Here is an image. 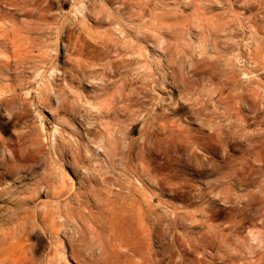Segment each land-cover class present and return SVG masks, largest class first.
<instances>
[{
    "label": "rangeland",
    "instance_id": "rangeland-1",
    "mask_svg": "<svg viewBox=\"0 0 264 264\" xmlns=\"http://www.w3.org/2000/svg\"><path fill=\"white\" fill-rule=\"evenodd\" d=\"M80 1L52 0L51 8L45 12L47 15L44 18L40 17L39 12L33 13L32 16L21 12L15 15V21L20 24L19 29L15 28L18 29L17 39L21 38L18 41L22 43L19 42L23 49L19 59L27 62L28 69L24 73L30 81L26 89L18 92L25 96V92L30 90L34 97L31 98L29 94L28 102L16 100L15 103L0 104V137L9 149L22 158L24 156L30 158L29 149L42 148L41 157L36 163V172L26 182L28 186L34 187L37 182L51 176L54 183L64 185L66 190L59 196L55 195L54 191L46 192L48 187L44 185L43 188L46 190L26 204L22 219L8 224L12 228L17 226L19 221L24 224L26 249L22 253L23 262L25 264H264V191L258 192L255 197L247 195L250 190L257 191L264 188V63L257 57L259 53L256 50L260 40L251 37L252 30L249 27L244 31L240 20L234 15L230 35L226 36V31L218 32L219 37L215 34L210 35L208 27L212 28L222 19L220 14L226 16L228 11L227 8L219 7L216 0L105 1L108 7L112 9L120 7L122 11L125 10L124 2L133 3L134 6L131 8L135 11L145 10L148 15L147 20L152 19L157 22L162 18L166 23L169 22V25H173L174 29H170L171 32L167 36L172 45L162 44L152 37L150 42H142L144 47L140 58L153 67L157 77L171 71L168 65L172 56L184 61L185 66H188L187 70L197 69L198 74L186 91H189V96L193 97L191 102L198 97L207 98V91L215 87L219 81L225 80L224 74H228L232 69L238 71L241 75L239 78L246 80L248 75L243 72L258 67L255 74H249L248 78L254 77L253 82H250V88L255 87L260 95L251 100L252 108L246 105V113L249 115L246 120H240L236 116L231 120L226 119L224 114L226 105L218 103V112L223 114L217 119V123L226 125L222 128L223 141L215 142L220 154L215 169L210 165L211 167L209 166V170L202 177L197 172L199 158L190 155L194 150L193 139L201 135L198 132L201 119H191L188 109H185L179 111L177 117L182 118L181 123L191 128L193 132L190 134L191 138L185 137L186 141L180 143L187 149L181 151L182 157H173L174 152L169 153L171 156L169 165L172 171H158L152 178L153 181L149 186L150 224L142 209L144 204L138 203L135 207L139 210L136 212H124L129 219L127 227L121 229L115 225L117 216L112 210L103 213L102 201V206H96L94 214L86 217L84 240L74 249L65 234L66 227L60 224L59 233H55L52 229V220L44 222L46 214H49V218L56 215L59 219L60 210L67 209L68 205L77 206V201L74 203L69 197L77 195L82 190L86 191L82 188L86 168L68 164L65 162L66 159L61 162L54 160L55 157L59 158L57 147L62 140L72 143L75 148L78 141L73 129L83 130L78 119L74 125L68 123L70 113L63 106L66 97L75 98L71 87L74 91H82L84 95H89L94 103L77 104L79 112L89 116L97 115L100 106L92 97L94 94L92 82L85 81V85L79 88L78 81L72 83L68 73L66 78H62V70L56 73L49 71L43 78L45 67L40 69V74L36 71V67L44 65L43 60L47 59L69 69L72 65L68 63L67 55L74 50L80 37L101 38L103 30L115 27L110 24L103 26V21H96L89 16L83 18V13L79 10L82 6ZM91 1L86 0V3L90 4ZM95 1L96 10H99L103 0ZM235 9L238 13L244 12L242 13L244 21H249L247 18L252 16L250 12L241 6ZM68 18L78 20V26L71 40L67 39L64 42L61 38L58 41L56 39L58 25L55 23ZM26 20L35 23V26L25 24L27 28L25 29L22 24ZM149 26L154 30L153 25ZM260 35L264 36V33ZM61 36L66 37L65 30ZM123 36L117 31L116 37ZM65 44H70V51L66 50ZM6 53L11 55L12 50H7ZM240 53H243L244 58H241ZM178 72L179 79H182L181 70L179 69ZM16 74V72L9 75L0 74V94L7 90L5 86L13 84ZM46 83L50 84V88L44 89ZM247 83L249 82L245 81L244 85ZM228 92L229 90H226L224 95L227 96ZM153 94L157 101L162 100L165 111L171 112L172 115L173 109L179 106L178 102L183 100L180 89L172 84L156 87ZM231 122L234 125L229 127ZM140 127L142 124L133 129L131 133L133 138L142 134ZM97 130L99 131L100 127ZM32 138L35 140L39 138V142L32 144ZM85 141L83 150L89 157L87 166L103 169V163L107 158L102 148L103 142L93 137L82 140L84 143ZM228 141L233 143L234 149L233 152L231 151V156L226 158L224 142ZM11 153L10 151L9 154ZM34 163L32 159L27 160V165ZM128 177L142 191L143 181L133 173ZM97 182V179L93 181L94 184ZM227 184L234 185L233 202H227L220 195H215L216 190ZM200 188L206 189V196L199 195ZM101 198L103 199V195ZM128 202H132L131 198ZM108 223L113 225L109 226ZM147 225L152 233L149 240L144 239ZM71 231L73 232V229ZM148 243L151 247L150 251L147 248Z\"/></svg>",
    "mask_w": 264,
    "mask_h": 264
},
{
    "label": "bare ground",
    "instance_id": "bare-ground-1",
    "mask_svg": "<svg viewBox=\"0 0 264 264\" xmlns=\"http://www.w3.org/2000/svg\"><path fill=\"white\" fill-rule=\"evenodd\" d=\"M105 1L103 0L100 9L96 10L95 0H92L90 4H87L86 0H81L82 6L79 10L83 13V18L89 16L96 21H103V26L110 24L115 27L103 30V37L101 38L92 39L88 36H82V38L79 36L80 39L77 40L76 47L67 55L68 63L72 65L69 69L58 66L54 62L47 61V59L46 61L43 60L46 66L36 67L39 74L40 69L45 67L43 78L47 76L49 71L56 73L62 70V78H66L68 73L71 76L70 81L72 83L78 81L79 88L85 85V81L92 82L94 93L92 97L100 106L97 115L91 114L89 116V114L79 112L77 104L82 102L94 103L89 95H84L82 91H74L72 87L71 90L75 93V98L66 97V102L63 105L65 110L70 113L68 123L74 125L78 119L83 130L76 131L73 129L78 141L75 148L72 143L65 141V139L62 140V143L57 147L59 158L55 157L54 160L61 162L66 159L65 162L68 164L72 163L76 167L86 168L84 181L82 180V188H85L86 191L82 190L77 195L69 197L72 202L77 201L78 204L75 207L68 205L67 209L59 211V219L64 218L62 221L56 215L49 218V214H46L44 222L47 223L51 219L52 229L55 233H59L60 224L66 227L65 234L70 239L69 242H71L74 249L84 240L87 226L86 217L88 215L92 216L94 208L96 206L101 207L102 201L103 213L112 210L117 216L115 225L121 229L127 227L129 219V216L126 217L124 212H136V210H139L135 207L138 203L144 204L142 209L146 213V219L150 224L151 190L149 186L153 181L152 178L156 176L158 171H172L169 165L171 160L169 153L174 152L173 157H182L183 153L181 151L187 149H185L184 144L182 146L180 143L186 141L185 137L191 138L190 134L193 132L191 128L181 123L182 118L177 117L179 111L188 109L191 119H201L198 130L201 135L198 136L199 138L195 137L193 139L194 150L190 157L196 156L199 158L197 172L202 177L209 170L210 165L215 169L217 158L220 155L219 150L215 147V142L223 141L222 128L226 124L217 123V119L223 114L218 112V103L226 105L224 111L226 119L231 120L236 116L240 120H246L249 117L246 113V105L252 108L251 100L260 95L255 87L250 88V82H253L254 77L248 78L249 74H255L258 67L243 72L248 75L246 80L239 78L241 75L238 71L232 69L228 74H224L225 80L219 81V85L217 84L207 91V98L198 97L191 102L193 97L189 96V91H186L194 82L198 74L197 69L187 70L188 66H185L184 61L172 56L169 58L170 64L168 65V69L171 71L157 77L153 67L140 58L144 47L142 42L148 43L152 37L162 44H171L167 36L171 32L170 29H174L173 25H169V22L166 23L162 18L157 22L152 19L147 20L148 15H146L145 10H141V12L136 10L138 11L136 12L131 8V6H134L133 3L124 2L125 10L122 11L120 7L118 9L108 7ZM46 2L48 4H45ZM216 3L221 8H227L228 11L226 16L220 14L222 19L212 28L208 27L209 34H215L219 37L218 32L226 31V36L230 35L232 33L231 27L234 24L233 15L236 16L244 27V31L249 27L252 30L251 37L260 40L256 48L259 53L257 57L264 63V36L260 35L264 33V0H216ZM51 4L52 0H0V74L17 73L13 84L5 86L7 90L0 94L2 95L0 101L2 105L10 102L15 103L16 100L28 102L29 94L31 98L34 97L30 90L25 92V96L18 92V90L26 89V85L30 81L27 80L28 77L26 78L27 75L24 73L28 69L27 62L19 59L23 49L22 43L18 41L21 38L17 39L20 24L18 25V21H15V15L17 12H21L32 16L33 13L39 12L40 17L44 18L47 15L45 12H48L51 8ZM237 6H241L252 14L247 18L249 21H244L242 17L244 12L238 13L235 9ZM69 19L55 23L58 25L56 32L58 41L61 38L64 42L67 39L71 40L74 30L78 26V20L76 21L75 18ZM25 24L35 26V23L27 20L22 25L25 27ZM149 25H153L154 30H151ZM16 27L18 29H15ZM25 29L27 28L25 27ZM64 30L66 31L65 38L61 36ZM117 31L124 36L116 37ZM71 43L72 41H70ZM70 44H65L68 51H70ZM78 46L80 47L78 48ZM7 50H12V54H7ZM167 53L169 54V49ZM242 54L240 53L241 58H244ZM179 69L183 75L182 79H179ZM245 81L249 83L244 85ZM162 84H172L174 87L179 88L183 94V100L181 99L182 101L178 102L179 106L172 111L173 115L171 112L165 111L162 100L157 101L158 99L153 94V90ZM47 87L50 88V84L46 83L44 89H47ZM226 90H229L227 96L224 95ZM211 103L214 105H211ZM77 116L79 117L77 118ZM140 124H142V127H140L142 134L137 138H133L131 133ZM233 125L231 122L228 126L232 127ZM99 127L100 130L98 131L97 128ZM92 137L103 142L102 148L107 155L103 163V169L87 166L89 157L83 150V144L86 145V141L84 143L82 140ZM37 139L32 138V144L39 142V138ZM224 147L226 150L225 157L228 158L233 152V143L224 142ZM10 151L11 154H9ZM41 152V147L29 149L30 158H27V155V157L22 158L9 149L0 137V264H25L22 257V253L26 249L24 224L19 221V224L14 228L8 224L11 221L22 219L26 204L33 201L34 197L43 190H46L43 188L44 185L48 187L46 192L54 191L55 195L60 196L66 192L64 185H58L59 183L57 184L56 181L54 183L51 176L37 182L34 187L27 185V180L30 176H34L36 172V163L39 162ZM29 159L34 160L35 163L27 165ZM132 173L143 181L142 191L134 181L129 179L128 176ZM95 179L98 180V186L93 183ZM233 186L231 184L224 185L218 191L216 190L215 195H220L227 202H233ZM205 190L200 188L199 195L201 197L206 196ZM263 191L264 188L257 191L250 190L247 195L255 197L258 192ZM102 195L103 199L101 198ZM81 197L85 199H80ZM129 198L132 202H128ZM250 203L253 205L252 201ZM71 229H73V232ZM151 234L147 225L144 239L149 240ZM147 248L150 251L149 243Z\"/></svg>",
    "mask_w": 264,
    "mask_h": 264
}]
</instances>
